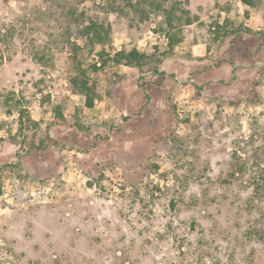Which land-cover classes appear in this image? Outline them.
Segmentation results:
<instances>
[{
  "label": "rangeland",
  "instance_id": "rangeland-1",
  "mask_svg": "<svg viewBox=\"0 0 264 264\" xmlns=\"http://www.w3.org/2000/svg\"><path fill=\"white\" fill-rule=\"evenodd\" d=\"M155 1L138 14L105 0H0V131L14 145L0 167V264H264V75L252 95L249 70L223 62L204 73L209 90L239 85L226 99L164 72L188 59L189 42L216 62L222 40L243 41L250 11L241 0ZM89 18L103 43L79 35ZM218 19L229 24L218 30ZM172 35L181 42L170 48ZM132 48L147 57L142 69L110 73L109 58ZM84 81L100 107H85Z\"/></svg>",
  "mask_w": 264,
  "mask_h": 264
},
{
  "label": "crops",
  "instance_id": "crops-1",
  "mask_svg": "<svg viewBox=\"0 0 264 264\" xmlns=\"http://www.w3.org/2000/svg\"><path fill=\"white\" fill-rule=\"evenodd\" d=\"M242 5L247 11H250L248 18L244 21V24H243V26L245 27L243 29L244 34L238 35V37L243 38L242 42L238 43L237 41H235L236 36L235 38L234 36L228 37V38H231V39L233 38V39L231 42H228L229 45L226 43V46H224L223 48L222 45H224L225 39L222 40L219 44L220 46L217 48L218 51L216 52L217 56L215 58L216 62H209V60H207L208 58L205 57L206 46L202 43H196L192 45L190 49L191 51L190 56L188 57V59L177 57L175 61L166 65L167 67L164 68V72L174 76V79L178 82H181L183 79L189 78L190 86L191 88H194L195 90L202 89L208 95H213L219 98L228 99V98L241 95V94H238L239 85L237 84L232 85L231 86L232 88L230 90L231 94L227 95L224 92H220L216 90H209L207 85L210 80L203 79V76H202L204 73L207 74V71L210 72V69L221 66L223 62H228V65H230V69H234V67L235 68L242 67L244 70H249L252 77L255 78L256 76V78L253 80V83L251 85V90L248 91L250 92L249 94H252V95L256 94L255 89H254V84L257 80L260 79L262 75H264V13L257 12L255 8L249 5H246L243 3ZM217 23L218 24L216 25V28L218 30H221L224 28L225 24L226 25L229 24V20H224V19L219 20L218 19ZM227 36L228 35H225L224 37H226L227 39ZM252 36H258L259 38L258 44L251 42ZM224 37L220 36L219 38L223 39ZM222 49L225 50V53L228 54V58H229L228 61L227 59L219 60L220 52ZM253 54L256 56V63H257L256 65H254V63H250V60L248 59L249 56L251 55V58H253V61H254L255 58ZM240 59L242 61V62H239L240 66L239 65L236 66L235 65L237 64L236 61ZM232 71L233 70H231L229 74L227 75L226 79L221 80V82H227V80L231 79ZM231 81H233V79H231ZM245 82H246L245 80L241 81L242 84H244ZM156 104L158 105V103ZM101 105H102V102H99L97 105H95L94 107L88 110H93L97 107H100ZM137 109L138 107L136 106V109L133 112L134 113L137 112ZM31 113H34L33 114L34 121L38 122L40 119H43V116H44L43 112H39L37 111V109H35L33 111L31 110ZM128 113H132V112L128 111ZM128 113H125V114H128ZM47 114H49V112H47ZM18 119H19V116H18ZM17 131L19 134L20 128H18ZM0 139H3L1 140V143H0V167H2L6 165L8 161L6 160L7 156L3 158V161L1 160L3 151H6L8 156H10L11 154H14V145L9 141V139H6L5 135L1 134V131H0ZM6 149H9V150H6Z\"/></svg>",
  "mask_w": 264,
  "mask_h": 264
},
{
  "label": "trees",
  "instance_id": "trees-1",
  "mask_svg": "<svg viewBox=\"0 0 264 264\" xmlns=\"http://www.w3.org/2000/svg\"><path fill=\"white\" fill-rule=\"evenodd\" d=\"M104 1V0H103ZM243 4L249 5L253 7L255 5L256 0H241ZM121 2L125 3L124 6L131 8L138 14H142L144 10H158L161 8L160 4H158L155 0H105V4H108L107 11L113 13L122 10L121 8ZM72 17H77L76 13L74 12L72 14ZM104 28L102 23H99L98 21L89 18L87 21H83V26L82 29L79 32L80 36L86 37V36H91L93 40L101 44L104 41ZM181 40L177 36H170V43L169 47H173L180 43ZM192 47V42L188 43V48L191 49ZM78 51L80 49L74 44L72 46V53L76 55L78 54ZM83 56H81V60L77 61L76 65V71H78V68L81 67V61H83ZM76 59V58H75ZM146 55L143 52H140L136 48H132L128 50L127 52H115L111 58H109L110 66H109V71L110 73H115L117 71V68L120 64H123L125 66H129L132 68H135L137 70H141L143 67V64L146 62ZM108 61L104 60L102 62L103 67H105L108 63ZM75 63V62H74ZM154 66L152 67V71L154 74H163L164 72H159L158 71V63L153 64ZM126 76L124 74H118L117 75V80L113 82L114 84H117L118 82H121L124 80ZM75 82V81H74ZM195 86V85H194ZM98 86L96 84H88V81L82 82L81 88H80V93L84 96V101H85V107L90 109L94 105V96L96 95L95 91H97ZM171 109V108H170ZM173 111V109H171ZM53 114V121L54 124L56 125H61L64 124L66 121L65 116L61 113L60 107L58 106H53L50 110ZM23 112L19 114V119L23 118ZM21 123V122H20ZM34 125H37L38 122L32 121L31 122ZM72 127H75L77 129H81V126L78 124H72ZM24 141L25 143L27 142L26 137L24 136ZM1 141V140H0ZM29 148H35V143L33 142V138L29 139ZM237 171L232 170L233 175H235Z\"/></svg>",
  "mask_w": 264,
  "mask_h": 264
}]
</instances>
